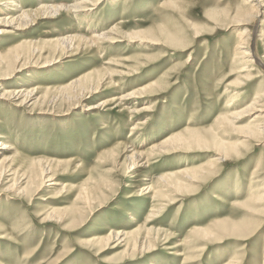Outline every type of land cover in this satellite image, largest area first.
Segmentation results:
<instances>
[{"label":"rangeland","instance_id":"rangeland-1","mask_svg":"<svg viewBox=\"0 0 264 264\" xmlns=\"http://www.w3.org/2000/svg\"><path fill=\"white\" fill-rule=\"evenodd\" d=\"M8 1L0 0V7H8ZM17 1L24 10L34 11L40 2L81 0ZM256 1L100 0L87 11L63 10L55 18L44 19L37 12L25 30L0 34V144L12 148L3 155L10 160L0 180V264H264V203L259 210L244 204L251 185H264V133L248 134V129L255 131L250 122L260 112L243 115L224 131L217 129L218 134L210 131L232 99L231 89L240 87L236 90L246 94L235 100V111L264 91V45L258 36L264 15L247 25L253 54L258 51L256 66L249 70L252 80L239 81L232 63L237 35L245 27L231 26L233 13L239 8L255 11L249 5ZM4 16L0 14V21ZM4 24L0 31L9 28ZM94 31L112 32L113 38L90 48L83 38L92 39ZM133 32L139 35L130 38ZM70 35L80 37V47L56 46ZM176 40L184 44L175 47ZM192 49L188 68L171 70L184 63ZM53 50L56 54L51 55ZM18 52L22 56L16 62ZM136 57L145 59L134 72ZM97 70L112 74L96 87L86 83L88 92L79 87L73 102L65 96L70 89L61 92L89 72L96 76ZM161 79L163 87L135 95L123 107L102 105ZM19 90L23 95L9 96ZM88 105L99 109L85 111ZM149 106L151 111L141 115L129 112ZM143 121L146 124L131 135L130 127ZM188 129L201 131L208 140L217 136L234 153L222 155L213 143L191 151L182 147L152 152L154 144ZM117 145L143 154L147 165L130 176L122 166L129 154L120 157L116 171L98 161ZM211 158L219 161L205 178L179 192L169 187L174 178L166 176ZM149 184L166 190L167 198L153 199L145 191ZM150 206L165 209L151 214ZM219 220L225 222L222 229L213 226ZM211 226L209 237L195 235L197 228ZM146 228L153 231L141 238L138 230L147 235ZM117 232L132 235L100 245L86 243Z\"/></svg>","mask_w":264,"mask_h":264},{"label":"bare ground","instance_id":"bare-ground-1","mask_svg":"<svg viewBox=\"0 0 264 264\" xmlns=\"http://www.w3.org/2000/svg\"><path fill=\"white\" fill-rule=\"evenodd\" d=\"M99 1L100 0H81L79 2H76L74 4H63V5H57V4H52V3H45V2H40V6L38 7V9L34 10V11H27V10H24L23 7L20 5V3L17 1V0H9L8 2H6V5L8 7H0V14H3L5 15L4 18H3V21L1 19L0 23L4 22L5 26L9 27L8 29H3L0 31V34H4L3 32L7 31L8 33H11L13 34V32H15L16 30L17 31H20V30H25L28 26L32 25V23L35 22L34 18L38 13L42 12V15H43V18L44 19H48V18H55V16L57 17L59 14H60V11H66V12H70L71 14H75V13H78L79 11H87V9H89L88 7L92 6V7H95L96 5L99 4ZM178 1V0H177ZM181 1V0H180ZM183 1V0H182ZM247 1V0H246ZM252 1V0H251ZM257 2V1H256ZM166 3V2H164ZM178 3V2H176ZM181 3V2H180ZM170 4V3H169ZM250 4V3H249ZM259 6V7H257ZM244 7V6H243ZM250 9H255V11H252V12H247L245 11L244 9L242 8H239L236 10L235 13H233L234 15V18L232 17L231 19V26L234 25L233 23H236V24H240L242 26H245L244 27V30H241L239 31L238 35H237V38H236V48L233 52V57H232V63H233V66L235 68V70H237V73H238V80L240 81L241 77L248 81V80H252V74L250 73L251 71L250 68H254V65L257 63V52L256 54H253V51H252V46L251 45V42H252V35H251V30L247 27V25L249 24H252V20L255 19L256 20V17H259L261 15H264V11H262V8L264 7V0H259L256 4L254 5H249ZM261 8V9H260ZM246 9V8H245ZM19 11V12H18ZM78 14H76L77 16ZM226 16H228V13L225 14ZM225 16V17H226ZM231 16V15H230ZM228 18V17H227ZM37 20V19H36ZM217 20V19H216ZM132 21V20H131ZM225 22H227L226 20H224ZM254 21V20H253ZM217 22H221L223 23L222 21H217ZM264 24V23H263ZM264 26V25H263ZM122 30V29H121ZM112 31V30H111ZM116 31V30H115ZM119 31V29H118ZM113 32V31H112ZM112 32H99V31H94V33L92 34L93 37L92 39H86V38H83L86 46H91L90 48H94L96 47V45H98L97 43L99 42V45L100 46V42L102 41H106L107 39H112L113 37H111L112 35ZM120 32V31H119ZM118 32V33H119ZM127 33H125V36L128 37L130 34V38L133 36H137L139 35V33H130L128 34V36L126 35ZM114 35V34H113ZM17 36V35H16ZM82 36V35H81ZM260 40L263 42V45H264V28L262 29L261 28V31H260V35H258ZM132 37V38H133ZM79 36L78 35H75V36H65L63 39H60V40H57V43H56V46L57 45H66V48H73V46H79L82 44L81 40H79ZM174 40V39H173ZM172 40V41H173ZM178 41V40H176ZM27 42V41H26ZM30 42V41H29ZM53 42V41H52ZM56 42V41H54ZM179 44H176V45H173V46H178V45H181L184 44V43H181L182 41H178ZM176 42V43H178ZM76 45H75V44ZM106 43V42H104ZM170 43V41H169ZM69 44V45H68ZM68 45V46H67ZM171 45V43H170ZM97 46V47H98ZM172 46V45H171ZM65 48V49H66ZM89 48V49H90ZM37 48H35L34 50H36ZM39 50V49H38ZM92 50V49H91ZM95 50V49H94ZM93 50V51H94ZM184 50H187V51H190L188 48L184 49ZM260 51V49H258ZM60 51V50H59ZM20 52V51H19ZM15 53V60H19L20 56H22L20 53ZM54 53H51L52 54H56V50H53ZM70 52V50H69ZM3 53V52H2ZM1 53V54H2ZM11 53V52H10ZM62 53V52H61ZM194 50L192 49L189 57H186L185 58V61L184 63L179 61L178 63H176V66L171 69V70H177L178 67H182V69H187L188 66H189V61H190V58L194 55ZM0 54V55H1ZM12 55V53H11ZM2 56H4V53L2 54ZM14 56V55H13ZM14 56V57H15ZM1 57V56H0ZM256 57V60L254 61L253 59H255ZM58 58V57H57ZM3 59V58H2ZM144 58L142 57H136L132 62H136V64H134V67L132 69H134L133 71L137 72L139 71L140 69V66L137 65L141 60H144ZM146 59H149L148 57H146ZM16 60V62H17ZM237 60H239L240 62H238ZM7 61V60H6ZM4 61V62H6ZM10 61V60H9ZM126 61V60H125ZM129 61V59H128ZM259 61V60H258ZM15 62V63H16ZM264 62V61H262ZM12 63V61H11ZM1 64V62H0ZM116 64V63H115ZM6 65V64H5ZM46 65H48V63H46ZM262 67H264V65L261 63L260 64ZM120 66V65H119ZM256 66V65H255ZM260 66V67H261ZM124 68V67H123ZM112 69V68H111ZM125 69V68H124ZM116 70V69H115ZM97 75L96 76H93V75H88V74H92V73H88L85 77H82L80 78L78 81H76L74 84L72 85H69V86H65V88L61 89V92L64 90H68L70 89V91L67 93V95H65L68 99H73V94L76 90H78V88L80 87L81 90L80 91H87L90 89V87L87 86L86 83H89L90 86H95L99 83V81H101L103 78L105 77H109L108 75L111 76L112 73L108 74L103 72V71H100V70H97ZM106 71V70H104ZM109 71V69H108ZM172 71V72H173ZM92 72V71H91ZM121 72V71H120ZM124 72V71H123ZM132 72V70H131ZM167 73V72H166ZM260 73V72H259ZM116 74V73H115ZM136 74V73H135ZM168 74L170 73H167L166 76H168ZM122 75V74H121ZM126 75V74H125ZM8 76V75H7ZM128 76V74H127ZM259 77V76H257ZM256 77V78H257ZM168 79L170 77H167ZM165 79L164 82L165 84H168L169 83V80L168 79ZM107 79V78H106ZM110 80V79H109ZM107 81V80H106ZM113 81V80H112ZM120 81V80H118ZM105 82V81H104ZM162 79H161V82H158V83H152L150 85H147L145 86L144 88H141L139 89L138 91H132V92H129V94L127 93L126 95L124 96H121V97H117V96H114L113 98H108L106 99L105 102H103L102 105H105L104 107L106 106H114L115 104H118V105H122L123 107V102L125 101H129L130 99L134 98L135 95H144V94H148L149 90L150 92H152V90L155 88L160 89L162 86ZM243 82V81H242ZM109 83V82H108ZM113 83V82H112ZM111 83V84H112ZM71 84V83H70ZM106 84V83H105ZM104 84V85H105ZM110 84V83H109ZM96 87V86H95ZM98 87H101V86H98ZM110 87V86H109ZM113 87V86H112ZM39 88V87H38ZM38 88H35V90H37ZM93 88V87H92ZM115 88V87H113ZM112 88V89H113ZM117 88V87H116ZM240 88V87H239ZM239 88H236V89H239ZM50 89V88H49ZM100 89V88H99ZM106 89V88H105ZM236 89H231V93L230 95H232V99L229 101V104L226 106L223 114L221 116H219V118H217L215 124L213 125V129H210V131H212L213 135L215 133H217L218 131H216L217 129L222 131L223 129L226 128V126L228 124L232 125L235 124V122H237L236 120L239 119L240 117H242L243 115H251V114H257L258 112H260V115L258 116V118H254V121L251 123L250 122V126L255 128V131L253 130H249L248 129V134L249 135H257V137L259 136V133H264V91L261 92V93H257V97H255L250 103H247L245 104L241 111H235L233 110L234 107H235V100L238 98V97H242L244 95H246L245 93H241L239 90H236ZM34 90V91H35ZM95 90V88H94ZM93 90V91H94ZM103 90V88H102ZM233 90V91H232ZM24 90H19L18 92L15 91V92H10L11 95H9L10 97L12 96V98H16L18 97V95H23L21 92H23ZM33 91V92H34ZM59 91V90H58ZM92 91V90H91ZM97 91V90H96ZM109 91V90H108ZM155 91V90H154ZM153 91V92H154ZM32 92V91H31ZM30 92V93H31ZM32 92V93H33ZM88 92V91H87ZM28 93V92H27ZM25 93V97L28 96L30 94H27ZM78 93V91H77ZM76 93V94H77ZM82 93V92H80ZM84 93V92H83ZM125 93V92H124ZM6 94V93H5ZM85 94V93H84ZM88 94V93H87ZM86 94V95H87ZM7 95V94H6ZM85 95V96H86ZM89 95V94H88ZM61 96V95H59ZM64 96V97H65ZM3 97V95H2ZM87 97V96H86ZM89 97V96H88ZM87 97V98H88ZM144 97V96H143ZM143 97H140V98H143ZM245 97V96H244ZM249 97V96H248ZM20 98V96H19ZM62 98V97H61ZM78 99V95L77 97H75ZM28 99V98H27ZM64 99V98H63ZM19 100V99H18ZM23 100V99H22ZM26 99H24V102ZM74 100V99H73ZM73 100H71L73 102ZM84 100V99H82ZM104 101V100H103ZM77 102V101H76ZM83 102V101H82ZM102 103V102H100ZM261 103V104H260ZM90 105V104H89ZM86 106L85 108V111H91V110H95V109H99L97 106ZM117 105V106H118ZM125 107V106H124ZM257 107H260L259 110L257 111ZM127 108V107H126ZM153 107H146V108H141V109H137L136 107L133 108V111H130L131 113H135L137 115H141V114H144V111H151ZM102 109V108H101ZM106 110V109H105ZM100 111V110H99ZM255 112V113H253ZM100 113V112H99ZM263 117H262V116ZM262 117L261 120H259V117ZM239 121V120H238ZM147 121H143V122H139L136 126L134 125L133 127H130V131H131V135H133L134 131H137L139 130L138 128H140V126H143L146 124ZM258 122H263V124H258ZM254 123H257L256 126L254 125ZM139 126V127H138ZM222 129V130H221ZM244 130V129H243ZM224 131V130H223ZM211 133V132H210ZM218 134V133H217ZM212 135V136H213ZM210 137V139L208 140V138H206V136H202V133L201 131L199 130H190L188 129L187 131L185 132H180L178 134H172L170 137H168L166 140H164L163 143L161 144H154L153 146V150L152 152H156V151H159V153L161 154L163 151H169V150H179V149H182L183 148H186L187 151L188 150H193L197 147H201V146H204L206 147L207 145L209 146V144L213 143L215 149H218L220 150L221 152H223L222 155H226L227 154H230V153H234V151L231 149V147L226 144L224 145L223 142L222 144L219 142L218 140V137L215 136V137ZM11 142V141H10ZM210 142V143H209ZM118 147H115V149L113 150H110L109 152L107 153H103L100 155L99 157V162L103 161L105 162V164L107 165H112L113 167V171H116L118 169V164L120 163L119 160H120V157L122 156H125L126 154H129L132 155L129 157L126 156L124 159L126 162H124L122 164V166L124 167L125 171L127 170V174H129L130 176H132L133 174H135L138 169H141L143 168V165H147V162H144V159H146L145 157H143L144 155L143 154H140L139 152H137L136 150H130L123 147V146H120V145H117ZM14 149V148H13ZM12 150L11 148V145H7L6 142H1L0 144V157H3L4 153L7 151H10ZM122 150V151H121ZM129 150V151H128ZM217 151V150H216ZM215 151V152H216ZM18 152V151H17ZM16 152V153H17ZM152 152H150V154L152 155ZM5 153V154H6ZM145 153V152H143ZM158 153V154H159ZM18 154V153H17ZM146 154V153H145ZM18 155H15L14 157H16ZM155 156V155H154ZM215 156H221L220 154H216ZM13 158V155L12 157ZM1 159V158H0ZM10 158L8 157H3V159L0 161V180L2 179L3 176H5V172L6 169H8L7 167V161H9ZM14 161V160H13ZM219 160H216V159H212L211 160L209 159L208 161H206L204 164H201L197 167H193V166H188L187 165V168H185L184 170L182 171H179L177 174H173L172 176H166L165 179H173V183L171 187L175 192L176 191H180L183 187L191 184V183H195L196 180H201L202 178H205L204 176H206V171L209 170L211 167L215 166L217 164ZM11 162V161H10ZM194 164V163H193ZM116 165V166H115ZM190 165V164H189ZM9 166V165H8ZM11 167V166H9ZM42 167V166H41ZM120 167V166H119ZM186 167V166H185ZM48 168V166H47ZM51 168V167H50ZM44 169V168H43ZM121 169V168H120ZM48 170V169H47ZM39 173V172H38ZM41 173H42V168H41ZM45 175V172L43 173V176ZM37 176V175H36ZM42 176V174H41ZM41 178V180H43V177ZM38 177V176H37ZM46 177V176H45ZM39 178V177H38ZM130 178V177H129ZM144 181H148L147 179H143ZM44 181V180H43ZM54 183V182H53ZM17 184V182L15 183V185ZM107 185V184H106ZM15 187V186H14ZM133 187V186H132ZM250 189V192L248 194V198H246V201L244 202V204L247 206H251L252 208L254 209H258L259 210V207L261 206V208H263L262 204L264 203V185L263 186H257V185H251V187H249ZM18 190V189H17ZM147 191V194L149 192H151L153 194V199L154 198H161V199H164V198H167V193H166V190L164 192H162L161 190H155L154 187L149 184L147 189L145 190ZM144 191V192H145ZM145 194V195H147ZM158 199V200H159ZM156 200V201H158ZM170 201V200H169ZM171 202V201H170ZM154 205V204H153ZM243 205V204H242ZM260 208V210H261ZM164 206L162 208H157L156 206H150L149 207V213H153V214H156V213H161V212H164ZM159 213V214H160ZM158 215V214H157ZM151 217V216H150ZM153 217V216H152ZM218 223V225H217ZM224 221H221L219 220L218 222H215L213 224L214 227H216V229L219 227L222 229V225H224ZM213 226L211 227H208V228H197V230L195 231V235L199 234V235H202L204 237L211 235L213 234ZM155 228V227H154ZM147 231V235H142L143 233H140L141 229L138 230V233L139 235L141 236V238L143 237H147L149 236L150 234V231L152 230L153 231V228H146L145 229ZM122 232H117L116 235L114 234L113 236L112 235H108L107 238H104L102 239L101 238H97V237H94L93 239H90V240H86V243H93V245H100L102 244V241H105V240H110L112 238H118V236H121L119 237V240L122 239V238H127L130 239V236L132 235V233H125L123 232L122 235H121ZM113 234V233H112ZM146 234V233H145ZM1 249V248H0ZM1 251V250H0ZM232 262V261H231Z\"/></svg>","mask_w":264,"mask_h":264}]
</instances>
